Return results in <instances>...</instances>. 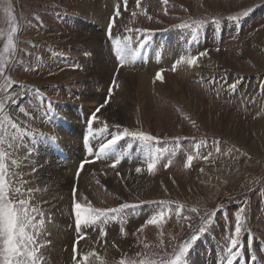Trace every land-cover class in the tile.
Returning <instances> with one entry per match:
<instances>
[{
  "label": "rangeland",
  "instance_id": "374dc122",
  "mask_svg": "<svg viewBox=\"0 0 264 264\" xmlns=\"http://www.w3.org/2000/svg\"><path fill=\"white\" fill-rule=\"evenodd\" d=\"M11 4L18 31L14 35L15 50L7 54L10 65L6 66L5 75L11 77L12 83L7 85L6 93L0 92V97L7 94L15 100V103H6L5 112L19 125V130L9 127V133H14L18 139L12 148L5 147L17 161V165L8 161L10 171L23 174L13 177L14 182L27 181V184L17 183L16 186L22 188L25 197L29 187L38 189L32 193L31 203L39 205L46 217V232L40 237L44 245L41 248L44 264H51L47 259L48 251L52 254L57 252L55 256H49L52 264L57 258L64 264H76V260H81L89 251H95L99 257H89V264H119L122 259L139 260L145 255L155 259H174L183 244H187L188 249L180 264H226L236 216L240 214L244 218L239 245L241 254L234 264H264V85L259 87L255 83L256 78L260 80L264 75V38H261L264 32V0H167V3L163 0H140L139 6L137 0H127L126 7L125 0H11ZM116 8L121 10L117 16L119 31L125 37H132L133 48L143 39L136 29H147L152 33L135 62L123 66L119 60L116 61L114 42L105 35L108 33V17L115 14ZM193 20L204 21V27L195 39L191 29L176 27ZM0 29L5 33L9 30L2 9ZM93 33L101 37L99 45L94 42L98 40ZM115 35L112 31V36ZM248 41L252 45L261 43L256 50L259 55L253 57V62L257 61L255 63L246 55L249 53ZM5 43L6 36L0 37V50ZM165 43L177 50L170 58L164 53L167 49ZM94 45L104 47L111 54L108 58L111 63L105 59L110 69L106 78L98 72L100 63L92 52ZM204 51L221 54L219 57L229 65L239 61L240 69H246L241 70L243 72L253 71L237 74L213 62L207 67L209 55L199 57L195 66L181 62L176 71H172L173 63L181 56L186 60L188 56H198ZM252 64L258 65L259 69L252 68ZM161 69H165L163 73L170 74L169 78L178 83L180 90L167 83L163 86L168 87L159 89L161 93L152 90L147 96L138 91L139 98L130 90L133 100L125 111V117L119 113L117 118L110 116L109 112H117L124 101L122 87L128 76L142 86L140 78L144 76L145 85L150 82L153 86L155 75ZM233 74V79L228 78ZM240 76L244 79L235 82L237 93H234L230 85L234 78ZM113 81L118 87L113 85ZM0 85H4V77H0ZM110 88L112 95L109 99ZM92 96L96 99L91 100ZM106 99L108 103L97 113L100 119L94 122L93 134L86 144L84 138L89 135L87 121ZM104 122H107V131L103 127ZM124 128L150 133L159 138V143L150 145L149 151L143 144L145 149L140 154L141 148L138 149L137 144L142 143L125 137L110 151L114 154L120 149L118 154L100 159L96 155L90 156L98 152L101 143ZM72 131L76 134L74 137L78 136L76 140L67 137L62 142L64 134ZM80 131L84 150L81 158L71 152L80 140ZM48 142L53 143L51 148ZM59 142L68 154V159H58L61 161L58 163L67 165L61 166L68 182L66 187L58 190L61 198H67L65 203L49 192L43 183V173H39V170L47 168L46 157L53 155L50 152L60 149ZM119 155L124 158L116 168L110 167L115 156ZM188 155L194 159L191 166L185 167ZM205 156L207 160L203 158ZM69 157L72 158L70 162ZM152 157H158V161L154 171L149 173L147 162ZM82 161L90 162L84 164L77 177ZM137 167L142 169L141 173L135 172ZM132 173L159 176L169 187L176 186L175 192L154 194L152 182L136 192L122 186L120 193L108 185V180L122 182L124 176L132 178ZM71 175L72 185L69 184ZM74 200L81 204L90 201L97 208L128 203L139 205L136 207L139 209L111 214L106 224L83 228L84 238L77 243L79 234L75 228ZM160 201L165 204H159ZM180 205L183 210L177 217L175 212ZM162 208L169 211L165 221L159 226L147 224V220ZM191 208L198 212H191ZM206 213H213V217L204 224V231H197ZM58 216H63L65 224V229L62 227L64 238L59 246L51 242L50 235L51 230L61 228L50 222ZM101 228L106 235H100ZM121 228L126 234L121 233ZM54 232L58 235L57 231ZM193 233L198 237L196 240L190 238ZM123 242L127 247L124 248ZM74 245L76 260L73 259ZM253 256L256 257L255 262L251 260Z\"/></svg>",
  "mask_w": 264,
  "mask_h": 264
},
{
  "label": "snow or ice",
  "instance_id": "6c2138e0",
  "mask_svg": "<svg viewBox=\"0 0 264 264\" xmlns=\"http://www.w3.org/2000/svg\"><path fill=\"white\" fill-rule=\"evenodd\" d=\"M164 3H167V0H163ZM140 0H137V6H139ZM127 0H125V7ZM0 9L5 13V19L9 23V30L5 33L0 29V37L6 36V43L2 50H0V77H4V85H0V92H5L7 85L12 83L11 77L5 75L6 66L10 65L8 58L9 53H12L15 50L14 35L18 31V25L15 23V17L13 16V9L11 0H0ZM247 14V13H245ZM116 15H119V9H117ZM135 15V13H133ZM231 19L236 20L237 17H231ZM112 27L113 23L109 24L108 36L112 39ZM176 27L181 29H191V34L193 39L196 38V35L204 27L203 20H193L190 23L183 22ZM131 31V30H129ZM137 33L143 36V39L138 41V46L132 47V37H124L123 40L120 38L115 39L114 50L117 59L120 62V65L123 66L125 63L135 62L136 58L140 55V52L146 45L149 43L152 33L147 30L136 29ZM219 50V49H217ZM208 52H200L198 56H188L185 60L184 56H181L176 62L172 65V71H176V67L181 62H186L189 66H195L197 64L199 57L207 56ZM163 69L157 71L155 75V80L163 81ZM113 85L118 87L113 81ZM232 90H235L236 84L230 85ZM112 95V89H109V99ZM11 101L15 103V100L12 97L5 94L3 97H0V264H44L43 254L41 248L44 246L41 244L40 237L46 232V217L39 205H34L31 203L33 197L32 193L34 190L32 188L27 189V196L22 191V188L16 186V184H27V181L13 180V177L22 176V173L15 171H10L8 161H11L12 165H17V161L12 157V153L6 150L12 148L16 143L18 137L14 133H9V127L14 130H19V125L14 122L11 117L5 112L6 103ZM108 103L106 99L103 104L95 109L91 114L90 118L87 121L89 128V135L85 136V143L89 141V136L92 133V126L94 122L98 121L100 118L97 116V113L101 111ZM23 111V109H21ZM107 122H104V129H107ZM119 128V125L116 126ZM9 137L11 142L9 141ZM125 137H131L133 140L140 141L146 146H150L153 143H159V138L151 135L150 133L136 130L130 131L127 128H124L122 132H116L112 134L110 139H107L106 142L101 143L96 153V158L100 159L102 157H108L111 150L115 149L118 145V142L124 139ZM51 139L55 140L54 137ZM176 139H179L178 137ZM19 147L20 145H16ZM219 151V148H217ZM30 155V153H29ZM123 155L115 156L114 162L110 165L112 168L116 166L123 159ZM205 160L208 159L207 156L203 157ZM194 157L192 155L187 156V163L185 167H189L192 164ZM158 157H152L147 162V171L152 173L156 167ZM90 161H82L78 170L77 177L80 176V172L84 168L85 163ZM35 171V169H33ZM136 173H141L142 169L137 167L135 169ZM117 175H120L117 173ZM99 183V181L97 182ZM76 195V189H73V196ZM86 199V198H85ZM161 205H164V201L158 202ZM139 207V205L122 203L118 207L110 208H97L92 205L89 201L86 204H81L79 202L73 203V211L75 217V228L78 235L77 243L79 240L84 238L82 233L83 228L92 227L98 223H107L111 214L123 213L126 209H134ZM183 210V206L180 205L176 209V216L179 217ZM191 212L196 213L198 210L196 208H191ZM243 210H241L242 213ZM169 216V211L164 210L163 208L152 215L150 219L147 220V224L159 226L162 222L165 221L166 217ZM39 217V219H37ZM213 217V213H206L204 217L201 218V226L197 228V231H204V224L209 222ZM186 220H190L191 217H184ZM243 215L236 216V225L234 229V234L230 238V246L227 249V258L226 264H234V261H237L240 256V237L243 229ZM191 228L192 225L189 224ZM143 229H141L142 231ZM122 234H126L123 228L120 229ZM100 235H106V232L103 228L100 229ZM191 240H196L198 237L195 233L191 235ZM162 243V241H161ZM147 248L148 245H145ZM188 249L187 244H183L179 252L175 254L174 259H155L148 256L143 258L136 259H122L119 261V264H180L181 259L184 257L186 250ZM74 256L73 259L76 260V248L74 245L73 248ZM89 257H97L98 254L95 251H89L83 255L81 260H76V264H89ZM251 260L255 262L256 257H251ZM103 264V262H102Z\"/></svg>",
  "mask_w": 264,
  "mask_h": 264
},
{
  "label": "bare ground",
  "instance_id": "6f19581e",
  "mask_svg": "<svg viewBox=\"0 0 264 264\" xmlns=\"http://www.w3.org/2000/svg\"><path fill=\"white\" fill-rule=\"evenodd\" d=\"M103 2V1H102ZM115 2V1H114ZM108 5H109V3H108ZM111 9V8H110ZM94 34V33H93ZM263 34V36L261 37V38H264V32L262 33ZM261 34V35H262ZM103 35V34H102ZM94 36L96 37V39L98 40V42L96 41V40H94V42H96L98 45H99V43H100V41H101V37L98 35V34H94ZM160 39H161V36H160ZM259 39V38H258ZM264 40V39H263ZM160 42V41H159ZM165 42V41H164ZM158 43V42H157ZM113 44V43H112ZM261 43H257L256 45H252V43L250 42V41H248L247 42V51L249 52L248 54H246V55H249V58L248 59H250L252 62H253V59H255V58H253L254 57V55H256V54H258L259 55V53H257V49H259V45H260ZM262 44H264V41L262 42ZM98 45H94L95 47L92 49V52H94V54L96 55V59H98L99 61H97V62H99L100 64V67H99V69H98V72H100L99 74H100V76L101 77H107V71H108V64L109 63H111L109 60H108V58L109 57H111L109 54H108V52H107V49H104V47H102V46H98ZM158 45V44H157ZM156 45V46H157ZM165 45H166V43H165ZM167 46V45H166ZM174 46V45H173ZM161 47V46H160ZM106 48V47H105ZM109 48V47H108ZM155 48V47H154ZM176 49V48H175ZM112 50V49H111ZM165 54H166V56L168 57V58H170V57H172V55H173V53H174V47H172V48H170L169 47V44H168V46H167V49L165 48ZM108 51H109V49H108ZM114 51V50H113ZM154 51H156V48H155V50ZM161 52V51H160ZM163 52V51H162ZM93 54V55H94ZM154 54V53H153ZM159 54V53H158ZM164 54V55H165ZM178 54V53H177ZM218 54V55H217ZM114 55V54H113ZM149 55H150V53H149ZM209 56H210V59H208V63H207V67H209L208 65H211L210 63H214V64H217V65H220V66H222V67H227L231 72H235V73H237V74H243V73H250V71H253V70H248V71H241V70H246L244 67H242L241 69H240V66H242L241 64H240V62L238 61L237 62V64H235V65H229L228 63H227V61L226 60H224V59H221L220 57H219V55H221V54H219V53H215V52H211V53H209L208 54ZM115 56V55H114ZM162 56V55H161ZM222 56V55H221ZM92 57V56H91ZM116 57V56H115ZM105 59H107L108 60V64L106 63V61H105ZM112 59V58H111ZM140 59V58H139ZM143 59V58H142ZM147 59V58H146ZM154 59H156V58H154ZM153 59V60H154ZM174 59V58H173ZM138 60V59H137ZM144 60V59H143ZM142 60V61H143ZM163 60V59H162ZM111 61H113V60H111ZM139 61V60H138ZM157 61V60H156ZM164 61V60H163ZM162 61V62H163ZM255 62H257V61H255ZM255 62H253V63H255ZM150 63V62H149ZM115 64V63H114ZM153 64V63H152ZM164 64V63H163ZM229 66H228V65ZM213 65V64H212ZM240 65V66H239ZM111 66H112V64H111ZM252 68H258L259 69V67H258V65H256V64H252ZM260 66H263V65H260ZM114 68V67H113ZM144 68V67H143ZM150 68V67H149ZM148 68V69H149ZM163 68V67H162ZM211 68V67H210ZM166 69V68H165ZM164 69V70H165ZM110 70V69H109ZM149 73V72H148ZM170 75V74H169ZM169 75L168 74H166V73H163V77H164V79H163V81H158V80H155V78H154V82L155 83H153V86H152V84L150 83V82H147V83H150L149 85L146 83V85H147V87H146V85H145V83H144V81H145V79L146 78H144V76H141V82H142V84H143V86L140 84V83H135V81H133L132 80V77H130V76H128V78H127V80H126V82H124V84H123V87H122V89H123V95H124V101H123V103L116 109L117 110V112H112V111H110L109 112V114H110V116L112 117V116H115L116 118H117V114L119 113V114H123L124 115V117H125V111L128 109V107H129V105H131V102H132V98H131V92H130V90H132L133 91V93L135 92L138 96L136 97V98H139V96H141L140 94H138V91H143L145 94H147V96H148V93H150V92H153V91H155V92H159V89L160 88H163V87H165V86H163V84H167V85H169V86H171V88L173 87V88H178V83L174 80L173 81V79H170L169 78ZM126 77V76H125ZM150 78V77H149ZM136 80V79H135ZM209 80V79H208ZM228 81V80H227ZM127 86H130V88H128L127 89ZM145 86V87H144ZM141 87H143L144 89H142ZM166 87H168V86H166ZM165 87V88H166ZM181 87V86H180ZM146 88V89H145ZM179 89V88H178ZM153 90V91H152ZM174 90V89H173ZM176 90V89H175ZM180 90V89H179ZM134 93V94H135ZM159 93H161V92H159ZM163 93V92H162ZM94 95V94H93ZM133 96V95H132ZM192 98V97H191ZM89 99V98H88ZM91 100H93V99H96L95 98V96H92V98H90ZM135 99V98H134ZM89 101V100H88ZM245 101V100H244ZM184 102V101H183ZM247 102V101H246ZM85 104H86V102H85ZM251 104V103H250ZM112 105V104H111ZM198 105H199V103H198ZM85 106V105H84ZM193 106V105H192ZM112 107V106H111ZM143 107V106H142ZM85 108V107H84ZM252 108V107H251ZM256 108V107H255ZM109 109V107L106 109V111H107V113H108V110ZM73 110V109H72ZM86 110V109H85ZM82 111H83V109H82ZM141 111V110H140ZM74 112V111H73ZM87 112H89V110L87 111ZM81 113V112H80ZM85 115V114H84ZM123 115H121V116H123ZM89 116V115H88ZM120 116V117H121ZM119 117V116H118ZM110 119V118H109ZM79 124V123H78ZM65 125V124H64ZM83 126V125H82ZM63 128V127H62ZM68 128V127H67ZM63 130V129H62ZM60 133V132H59ZM77 133V132H76ZM97 133V132H96ZM63 134H64V132H63ZM74 134H75V132L74 131H72L71 133H69L68 134V132H66L65 134H64V136H63V138H62V142L64 141L65 142V140H66V138L67 137H70V138H73L74 140H76V138L78 137V136H76V137H74ZM80 135V140L78 141V142H76V147L75 148H73V149H71V152L72 153H74L76 156H78V157H83V155H84V150H83V144L81 143V139H82V132L80 131V133H79ZM76 135V134H75ZM101 136V135H100ZM263 137V136H262ZM62 142H59V143H57V145L60 147V149H55V150H52V152H54V153H56V154H54V153H52V152H50L51 154H53V155H51V156H47L46 158V160H48V164L47 165H45V167H47V168H44V169H41V170H39V173L40 174H42L43 173V176H42V179H43V183L46 185V187H48L49 188V192L53 195V196H55V198H57L58 200H61L62 202H67V198L66 197H62L61 198V196L58 194V190H59V188L60 187H66V182H68L67 181V179L64 177V170H63V168H62V166H67L66 164H63L64 162H62V163H58V162H61L60 160H58L59 159V157H61V159H62V161H63V158L65 159V158H67V156H68V154H67V152H65V149L61 146V143ZM70 142H72V140H70ZM49 143V146H50V148L53 146V143H51V142H48ZM97 147V146H96ZM70 148V147H69ZM139 148H141V150H140V152H142L143 150H144V146L142 145V144H140L139 145ZM62 151H64V153L62 152ZM40 153L43 155V156H46L43 152H41V150H40ZM96 153V152H95ZM58 154V155H57ZM71 157H73V156H71ZM71 157H69L70 159L68 160V162H70L71 160H72V158ZM87 157V156H86ZM68 159V158H67ZM66 159V160H67ZM73 162H75V160L73 161ZM77 162V161H76ZM62 165V166H61ZM75 167V166H74ZM74 167H73V169H74ZM74 171V170H73ZM95 171V170H94ZM107 172H108V170H107ZM133 174V173H132ZM101 175V174H100ZM68 176V175H67ZM133 177L132 178H130V177H126V176H124L123 177V180H122V182H119V181H117V180H114V179H111V180H108V182H109V186H110V188H112V189H114V190H116L117 192H122L123 191V188H122V186H125L127 189H129V190H131V191H134V192H136L137 190H141L147 183H150V182H152L153 184V193L154 194H159V195H162V194H164L165 192L166 193H169V192H175V187H169L168 185H166V182H165V180H162L161 178H158L159 176H157L156 178L154 177V176H146V175H144V174H142V175H136V174H133L132 175ZM113 177V176H112ZM111 177V178H112ZM70 178H71V180H70V185H72L73 184V177H72V175L70 176ZM69 180V179H68ZM105 181V180H104ZM122 183V184H121ZM171 183V182H170ZM68 184V185H69ZM147 186V185H146ZM171 186V185H170ZM167 187H169V188H167ZM170 188H172V189H170ZM51 189V190H50ZM70 189H71V186H69V191H68V198H69V193H70ZM196 189V188H195ZM48 190V189H47ZM145 190V189H144ZM110 192V191H109ZM143 192V191H142ZM145 192V191H144ZM150 193H151V191H150ZM134 194H136V193H134ZM152 194V193H151ZM150 195V194H149ZM158 195V196H159ZM202 196V195H201ZM151 197V196H150ZM149 197V198H150ZM152 198V197H151ZM68 202H69V200H68ZM67 207V206H66ZM145 215V214H144ZM63 217V216H62ZM62 217L61 216H58V217H56V218H54V219H52L50 222H52V223H55V224H58L61 228L63 227L64 228V225H63V220H62ZM145 217V216H144ZM65 221V220H64ZM66 227V226H65ZM59 228V227H58ZM56 229V230H51L50 231V235H51V242H53L54 243V245H57V246H59V244H61V239L62 238H64V229L62 228V229ZM54 231H57L58 232V235L54 232ZM67 236L68 235H66V238H67ZM119 238H120V236H119ZM68 239H69V241H70V237L68 236ZM121 239V238H120ZM124 239H125V237H124ZM58 240V241H57ZM117 240V239H116ZM123 240V239H122ZM55 241H56V244H55ZM117 241H119V240H117ZM50 242V243H51ZM120 243V242H119ZM122 245H124V248L125 247H127V243H124L123 242V244ZM109 246V245H108ZM122 247V246H121ZM117 248V247H116ZM123 248V247H122ZM104 249V248H103ZM111 249V248H110ZM55 249H53L52 251H54ZM126 250V249H125ZM129 250V249H128ZM127 251V250H126ZM49 252V251H48ZM47 252V259L48 260H50V263L52 264V262H51V259H50V257L49 256H55V254H57V252L55 251V254H52L51 252L50 253H48ZM111 252V251H110ZM54 258H56V257H54ZM54 264H64V263H62V261L59 259V258H57V260H56V262L54 263ZM66 264V263H65Z\"/></svg>",
  "mask_w": 264,
  "mask_h": 264
}]
</instances>
